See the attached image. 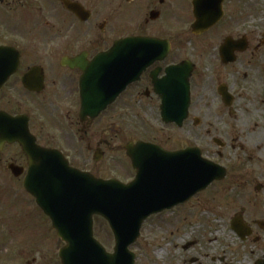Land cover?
<instances>
[{
    "label": "flooded vegetation",
    "instance_id": "obj_1",
    "mask_svg": "<svg viewBox=\"0 0 264 264\" xmlns=\"http://www.w3.org/2000/svg\"><path fill=\"white\" fill-rule=\"evenodd\" d=\"M256 4L264 6V0H0V179L7 181L0 184V264L4 252L13 258L22 254L9 264H62L60 258L41 254L38 241L43 234L31 230L32 195L25 188L29 159L21 144L11 141L15 128L22 132L28 125L40 146L61 150L81 169L66 151L50 145L45 133L47 123H56L57 130L65 123L88 140L89 149L95 146L93 159L99 163L106 146L127 133L124 117L161 115L164 95L173 93L167 77L175 72L190 74L187 119L182 125L162 122L183 130L179 135L187 142L166 145V133L161 140L144 141L172 152L197 146L219 166L218 180L174 209L212 189L203 204L209 212L216 209L219 231L222 226L227 230L219 237L183 234L181 264H264V22L239 24L235 19ZM128 37L158 39L157 54L163 57L148 65L140 79L102 112L114 109L121 119L118 124L106 121L101 133L95 123L102 113L96 118L81 116L82 81L92 69H102L93 64L96 57ZM108 69L113 72L107 84L111 92L122 85L123 67ZM194 110L215 118L219 111V120H210L201 135L210 137L217 151L188 140ZM201 123L196 116L195 126ZM140 140L122 144L132 169L124 183L137 177L128 143ZM36 207L40 216L34 225L40 232L52 222Z\"/></svg>",
    "mask_w": 264,
    "mask_h": 264
},
{
    "label": "water",
    "instance_id": "obj_2",
    "mask_svg": "<svg viewBox=\"0 0 264 264\" xmlns=\"http://www.w3.org/2000/svg\"><path fill=\"white\" fill-rule=\"evenodd\" d=\"M222 14L220 11L219 19ZM159 49L157 39L129 37L96 57L93 64L102 69H92L82 81L81 116L95 118L104 111L127 85L139 79L148 65L163 57L158 56ZM144 51L146 53L141 54ZM120 64L122 85L113 87L110 92L107 84L113 72L108 67ZM118 73L120 75V71ZM189 77L188 73L183 76L177 72L167 77L173 93L164 95L162 117L165 122L182 125L187 118ZM172 96L185 101L168 102ZM173 105L176 110H172ZM11 141H19L29 158L27 190L67 243L60 250L63 264H136V255L130 246L140 237L144 222L153 214L187 202L219 179V166L203 158L197 147L168 152L148 142L128 144L137 178L125 184L117 179H100L70 166L59 150L39 146L28 125L22 132L16 127ZM94 216L108 221L115 236L114 252H108L95 237Z\"/></svg>",
    "mask_w": 264,
    "mask_h": 264
},
{
    "label": "rangeland",
    "instance_id": "obj_3",
    "mask_svg": "<svg viewBox=\"0 0 264 264\" xmlns=\"http://www.w3.org/2000/svg\"><path fill=\"white\" fill-rule=\"evenodd\" d=\"M263 2H261L262 4ZM256 4L255 9L246 10L243 15H239L237 18L239 24L253 23L254 21L264 22V6ZM228 21L232 18L226 17ZM57 113V112H56ZM59 116L62 113H57ZM211 116V113H199L197 110L192 112V134L188 139L191 144L199 146L204 145L205 149L211 151H217L219 147L213 144L210 137L201 138V135L205 133V125L210 120H219ZM196 116L201 117L203 123L195 126L194 118ZM55 118V117H52ZM120 113L114 109H109L107 112L101 114L95 123V127L98 132L103 133L104 123L106 121L119 122ZM125 126L127 133L120 135L118 138L112 140L111 144L106 147V155L102 161L96 163L93 159V150L88 148V140L82 139L81 136L75 134L76 128L70 129L67 125L62 124V129L57 130L54 124L47 123V132L50 137V145L58 147L66 151L69 155V159L75 166L81 169L91 170L101 177L104 178H117L121 181H125L126 178L132 174V169L122 150V144L129 141L142 140H153L163 136L167 138L164 142L166 145H179L183 144L187 139L180 137L179 132L182 133L177 127L171 124H164L161 119L160 113H147V114H129L128 118L125 119ZM171 136V141H167ZM180 142V143H178ZM219 161V160H217ZM18 183V182H17ZM16 183V184H17ZM0 184H7L5 179H0ZM212 192V189L207 193L199 194L196 198L188 205L180 206L172 211L165 212L148 219L142 230L140 238L130 246V250L136 255V264H181L182 249L181 245L184 243L182 235L185 233H208L215 234V237H219V233L227 231L226 226H222V230L219 231V221L215 220L216 209H211L213 212H209L207 206L203 204L205 197ZM32 208H31V220H32V232L42 233V239L38 242L41 245V254L45 256H54L59 258V250L63 246L64 242L58 237L55 229L50 223L47 228L43 226V231H37L34 224L38 223L39 209L36 207V201L32 197ZM39 210H37V209ZM44 217V215H43ZM94 232L96 238L101 244L107 249L108 252H113L115 247V240L113 233L107 223V221L100 217L95 216L94 218ZM11 250V249H10ZM9 250V251H10ZM162 251V254L158 256V251ZM7 253V254H6ZM22 256V254H21ZM13 255L9 252H4L1 256V264H9L14 259L21 257ZM20 259V258H19Z\"/></svg>",
    "mask_w": 264,
    "mask_h": 264
},
{
    "label": "bare ground",
    "instance_id": "obj_4",
    "mask_svg": "<svg viewBox=\"0 0 264 264\" xmlns=\"http://www.w3.org/2000/svg\"><path fill=\"white\" fill-rule=\"evenodd\" d=\"M157 254H158V256H160V255L162 254V251H161V250H160V251H158V253H157Z\"/></svg>",
    "mask_w": 264,
    "mask_h": 264
}]
</instances>
